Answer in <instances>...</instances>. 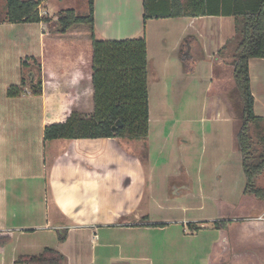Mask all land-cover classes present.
I'll return each instance as SVG.
<instances>
[{
	"label": "rangeland",
	"instance_id": "1",
	"mask_svg": "<svg viewBox=\"0 0 264 264\" xmlns=\"http://www.w3.org/2000/svg\"><path fill=\"white\" fill-rule=\"evenodd\" d=\"M48 3L53 4L49 10L51 14L46 15L50 21L42 29V24L37 22L3 23L7 7L6 0H0V129L4 130L5 140L1 155L3 161L20 164L22 168L19 181L9 180L6 188H12V183L21 186L20 194L27 197L28 201L37 197V180L30 177L42 171L44 164L41 161L43 145L40 141L42 132L39 100L33 96L31 83V80H41L42 71L39 59L34 55L43 47L46 55L52 56L56 64H64L63 60L81 53L78 63L81 64L84 75L89 73V26L87 29L85 25H74L62 33L54 22V17H57L62 9L73 8L79 16L88 15V0H46L41 3L43 10ZM153 5L154 0H147L149 11L154 9ZM238 27L239 23L238 26L234 24V28L226 27L223 47L216 57L209 58L200 50L190 48V70H186L178 49L172 57V60H175V68H169V74L173 76L168 75L164 79L161 77L163 81L160 80V84H157L155 73H150L148 77L150 134L149 138L144 140L146 144L142 141L144 138H138L131 146L144 156L149 174V189H146L148 194L142 200V206H147L149 213L156 212V215L150 218L154 222L149 221V224H172L170 228L160 232L143 228L148 219L134 220L136 222L131 223L142 227L139 230L120 231L110 228L113 229L108 231L111 240L121 242L127 255L148 256L155 259V264H158L159 255L164 258L163 264H218L221 249L229 243L224 242L223 235L228 231L233 234L234 225L242 223L243 220L248 222L264 218V202L250 195L247 198L242 196L245 177L239 153L234 146V133L242 122V103L231 73V62L241 37ZM173 33L174 31H171V34ZM186 49V46H182L181 51ZM162 54L158 51V56L161 57ZM258 61L256 63H259ZM60 73H56V78H62ZM47 78L50 79L49 76ZM22 79L24 84L20 94L8 96V88L12 84L20 86ZM210 86L214 91L211 97L207 95ZM48 91L49 89L46 94L52 99H56V94L61 102L69 98L67 89L62 87ZM66 106L69 108H66V111H69L68 116L73 111H78L89 118L93 110V104L87 106V110L83 102L80 105ZM55 107L54 105L53 108ZM204 117L209 120L201 121ZM213 117H217V120H212ZM205 134L206 141L201 144V135ZM249 134L253 146L260 149L263 143L264 122H250ZM184 140H190V144H184ZM216 148L219 153L215 152ZM112 162L113 165L107 172L112 178L116 175L118 178L117 184L112 186L109 192L111 202H114L123 196L128 187L131 193L137 192L140 183L135 179L134 172L126 168L131 172L132 180L128 185H124L126 177L122 179L123 176L116 173L118 164ZM178 183L182 188L188 189L173 195L171 189ZM254 183L264 189V173L258 176ZM116 185L119 186L118 190ZM26 204L22 200L21 204L14 205L17 224H28L31 221L27 210L29 208L24 207ZM115 206L118 207V204ZM228 218L241 220H235L226 228H220L222 232H218L215 222ZM200 221L204 222V225H200ZM147 235H150V241H161L163 247L156 249L142 246L140 242L147 239ZM125 241L133 243L128 246L124 244ZM213 243L215 244L211 249ZM104 250L103 254L97 253V264H107L105 255L117 257L116 247ZM210 250L214 256L209 258ZM97 251H100V248ZM230 258L227 257L228 260ZM118 264L148 262L137 260Z\"/></svg>",
	"mask_w": 264,
	"mask_h": 264
},
{
	"label": "crops",
	"instance_id": "2",
	"mask_svg": "<svg viewBox=\"0 0 264 264\" xmlns=\"http://www.w3.org/2000/svg\"><path fill=\"white\" fill-rule=\"evenodd\" d=\"M143 1L94 0L95 36L103 39L144 36L148 59V77L150 73H155L157 84H160L162 78L172 75L169 74V68H175V60L173 61L172 57L178 49L180 54L184 39L185 41L189 40L187 43L189 48L198 49L209 58L214 57L223 47L222 40L226 35V27L234 28V24L238 25L234 15L224 14L182 15L144 20ZM233 1L180 0V3L182 9L188 12L205 7L222 9V7L232 6ZM153 6V8L170 9L172 1L154 0ZM52 7V3L46 4L45 9L42 8V13L50 15L49 10ZM86 10L88 13V4ZM56 18L54 17L55 20ZM5 22L9 21L5 18L3 23ZM39 24H42V29L47 25L46 22H39ZM85 26L88 29V25ZM171 31L174 33L171 34ZM158 51L163 53L162 58L158 56ZM81 55V53L80 55L76 54L63 60L65 65L56 64L52 56L46 55L43 47L38 54L34 55L39 59L42 71L40 80L42 93L33 96L39 100L42 132L40 141L43 145L41 161L44 164H42V171L30 177L32 180H37V197L32 201L21 196V186L17 184L12 183V188H6V183L9 180L19 181L22 168L20 164H9L7 161H3L1 153L5 140L4 130L0 129V234L10 236L9 242L0 246V264H16L14 261L18 255L39 254L46 247L53 248L63 254L66 259L65 264H97V253L103 254L104 248L110 247L117 248V257L105 255L104 260L107 261V264L137 260L155 264V259L148 256L127 255L122 249V243L111 240V234L108 231L113 230L110 228H117L120 231L139 230L142 227L131 223L141 219H148L143 227L145 230L151 229L157 232L170 228L172 224L168 222L149 224V221H152L150 220L151 216H155L156 212L149 213L147 206H142V200L148 194L146 189H149V174L144 156L138 153L133 146L130 147L123 139L112 137L44 139L43 131L46 124L60 122L67 118L69 111L67 112L66 108H69L66 104L80 105L83 102L86 109L92 104L90 68L88 64L89 73L84 75L81 64L78 63V58ZM257 60L259 63H256ZM248 68L254 98V114L261 118L259 121L264 122V58H250ZM55 72L60 73L62 78H56ZM57 87L67 89L66 93L69 94V98L66 101L61 102L57 94L56 99L47 96V89H49L48 92H52ZM54 105L55 108H53ZM90 109L92 108L90 107ZM208 120L209 118H201V121L204 122ZM212 120L216 121L217 117H213ZM148 126L146 140L150 134V115ZM202 137L201 144L204 143V140L206 141V134L201 135ZM143 142L146 144V141ZM182 142L190 144V140ZM215 152L219 153L217 148ZM240 159L239 153V161ZM111 160L118 164L116 173L121 174L122 179L126 177L124 185H128L132 180L131 172L126 168H130L134 172L135 179L140 183L137 192L131 193L130 187H128L123 196L115 199L114 202H111L109 192H111L112 186L117 184L118 178L117 175L114 178L108 175L107 170L113 165ZM118 187L116 185V190ZM106 190H108L107 199ZM22 200L27 203L24 207L29 208L27 209L29 214L28 212L26 214L31 218L28 224L23 225L15 222L17 213L14 209V205L21 204ZM116 204L118 207L115 206ZM203 223L200 221V225H204ZM216 229L218 232H222V230ZM63 232L66 233V238L64 241H60L59 235ZM183 235L185 234L183 233ZM149 236L147 235V239H142L140 242L142 246L147 245V248L155 247L156 249L163 247L161 241L148 240ZM223 236H225L224 242L229 243L221 249L218 264L227 261V257L230 258L232 254L245 250L254 253V257L264 264V218L248 222L243 220L242 223L234 225L233 234L232 231H228ZM132 243L131 241L124 242L128 246H131ZM214 244L211 245V249ZM233 245L236 249L233 248ZM24 248L29 250H23ZM98 248L100 251H97ZM212 256L214 255H211L210 250L208 257ZM157 260L158 264L165 262L160 255ZM215 263L217 264V262Z\"/></svg>",
	"mask_w": 264,
	"mask_h": 264
},
{
	"label": "trees",
	"instance_id": "3",
	"mask_svg": "<svg viewBox=\"0 0 264 264\" xmlns=\"http://www.w3.org/2000/svg\"><path fill=\"white\" fill-rule=\"evenodd\" d=\"M170 9L154 8L149 11L147 0L143 1V19L177 17L200 14L234 15L241 32L239 43L231 62V73L239 92L242 110V122L234 133V146L241 155V167L245 177L243 198L249 195L264 202V189L255 185V179L264 173V135L260 149L253 146L249 134V124L261 118L254 114V98L251 91L248 61L250 58H264V0H234L233 5L222 7H205L196 11H184L180 0H171ZM231 2V0H230ZM39 0H6V20L15 22H46V15H39ZM94 0H88L89 13L79 16L73 9L61 10L54 21L59 32L64 33L74 25H88L90 28V75L92 86L93 110L89 118L83 113L73 111L65 120L48 123L44 126L45 140L76 138H146L149 124L148 106V59L146 39L144 36L123 39H103L95 36L93 19ZM236 22V23H237ZM238 26V25H236ZM189 40L184 39L182 46ZM180 48L184 68L190 70V56H185ZM217 54L214 56L216 57ZM34 95L41 93L40 79L31 80ZM21 84H12L8 96H18ZM214 94L208 87L207 95ZM120 122V125L117 124ZM241 218V217H239ZM243 218V217H242ZM236 220V221H240ZM234 220L216 221L215 227L226 228ZM66 233L59 235L64 241ZM10 236L0 234V246L9 242ZM16 264H65L66 259L59 251L46 247L39 254H20ZM222 264H263L251 251H241L231 255Z\"/></svg>",
	"mask_w": 264,
	"mask_h": 264
},
{
	"label": "flooded vegetation",
	"instance_id": "4",
	"mask_svg": "<svg viewBox=\"0 0 264 264\" xmlns=\"http://www.w3.org/2000/svg\"><path fill=\"white\" fill-rule=\"evenodd\" d=\"M186 47H187V49L184 51V55L185 56H190L191 57V55H188V51H189V49L190 48H188V46H187V44H186ZM187 52V53H186ZM149 125V124H148ZM149 127V126H148ZM148 135V134H147ZM147 137V136H146ZM119 139H123L126 143H128L129 144V146L131 147V144H132V142L134 141V140H136V139H129V138H119ZM144 140H146V138H144L142 141H144ZM176 185V184H175ZM181 184H178L176 187L174 186V187H172V189H171V191H172V194H178V193H180L181 191L183 192V189H182V187L180 186ZM176 188H178V189H176ZM180 188V189H179ZM229 219H231V218H229ZM231 220H239V219H231Z\"/></svg>",
	"mask_w": 264,
	"mask_h": 264
},
{
	"label": "built area",
	"instance_id": "5",
	"mask_svg": "<svg viewBox=\"0 0 264 264\" xmlns=\"http://www.w3.org/2000/svg\"><path fill=\"white\" fill-rule=\"evenodd\" d=\"M43 1H46V0H39V4L37 6V11H38L39 15H44L42 13V4H41Z\"/></svg>",
	"mask_w": 264,
	"mask_h": 264
},
{
	"label": "water",
	"instance_id": "6",
	"mask_svg": "<svg viewBox=\"0 0 264 264\" xmlns=\"http://www.w3.org/2000/svg\"><path fill=\"white\" fill-rule=\"evenodd\" d=\"M188 48H189V47H188ZM117 124H118V125H120V122H119V121H117Z\"/></svg>",
	"mask_w": 264,
	"mask_h": 264
}]
</instances>
